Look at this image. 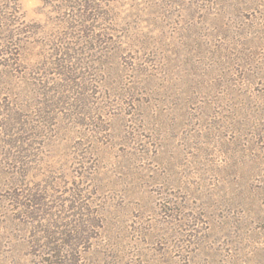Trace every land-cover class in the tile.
Segmentation results:
<instances>
[{
	"label": "rangeland",
	"instance_id": "1",
	"mask_svg": "<svg viewBox=\"0 0 264 264\" xmlns=\"http://www.w3.org/2000/svg\"><path fill=\"white\" fill-rule=\"evenodd\" d=\"M0 264H264V0H0Z\"/></svg>",
	"mask_w": 264,
	"mask_h": 264
}]
</instances>
